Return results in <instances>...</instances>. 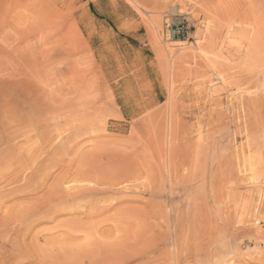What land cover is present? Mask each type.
I'll return each mask as SVG.
<instances>
[{
    "label": "rangeland",
    "instance_id": "374dc122",
    "mask_svg": "<svg viewBox=\"0 0 264 264\" xmlns=\"http://www.w3.org/2000/svg\"><path fill=\"white\" fill-rule=\"evenodd\" d=\"M263 167L264 0H0V264H257Z\"/></svg>",
    "mask_w": 264,
    "mask_h": 264
},
{
    "label": "bare ground",
    "instance_id": "6f19581e",
    "mask_svg": "<svg viewBox=\"0 0 264 264\" xmlns=\"http://www.w3.org/2000/svg\"><path fill=\"white\" fill-rule=\"evenodd\" d=\"M14 73V72H13ZM13 130V129H12ZM22 131V130H21ZM16 134V133H15ZM252 145V144H251ZM251 149V148H250ZM256 159V160H255ZM253 158V156L252 155H247L246 156V158H245V160H244V162L247 164V168L245 167L244 168V170H249V171H253L255 168V166L256 165H258V164H261V161H260V159L259 158ZM224 165H225V163H224ZM243 165H245V164H243ZM226 166V165H225ZM227 167V166H226ZM254 168V169H253ZM264 168V167H263ZM243 171V170H242ZM241 171V172H242ZM251 173V172H250ZM222 174H223V172H222ZM231 174V173H230ZM230 174H229V176H230ZM255 174V173H254ZM253 175V174H252ZM252 175H250V177H253ZM232 176V175H231ZM238 176V175H237ZM237 176H235L236 177V179L238 178ZM262 176L264 177V175L262 174ZM232 177H234V176H232ZM257 177V176H256ZM223 178V177H222ZM231 178V177H230ZM254 178V177H253ZM235 179V178H234ZM235 179V180H236ZM245 179V178H244ZM243 179V180H244ZM260 179V178H259ZM227 180V179H226ZM254 180V179H253ZM252 180V181H253ZM91 182V181H90ZM96 182V181H95ZM97 183V182H96ZM114 183V182H113ZM112 183V184H113ZM128 183V182H127ZM262 183H264V181L262 182ZM111 184V185H112ZM254 184V183H253ZM256 188V187H255ZM251 191V190H250ZM255 193H256V191H255ZM257 194V193H256ZM258 195H259V197H257L258 199H257V201H256V204L253 206L252 204H254L253 202L251 203V205L253 206H250L252 209H250L251 211L250 212H252L253 213V215H255L254 217V221H250V222H248V221H241L242 219H241V216H243V215H241V216H238L239 217V219H238V221H237V226H240L241 228L242 227H254V226H256V225H258V219L261 217H263L264 218V186L262 187V188H258ZM257 196V195H256ZM81 197H82V195H81ZM89 197V196H88ZM79 199V198H78ZM55 201V200H54ZM84 201V200H83ZM61 202V201H60ZM86 203V202H85ZM88 205V204H87ZM248 209V208H247ZM102 210V209H101ZM98 211H99V209H98ZM113 212V211H112ZM95 213V212H94ZM247 214H249L250 215V213H249V211H248V213ZM249 215H248V217H249ZM251 217V216H250ZM193 218V217H192ZM244 218V217H243ZM247 219V218H246ZM249 219H252V218H249ZM76 220V219H75ZM71 221V220H70ZM192 222V221H191ZM196 223H197V219H196ZM247 223V224H246ZM235 225V224H234ZM197 226H199L198 224H197ZM236 226V225H235ZM202 227V226H201ZM255 228V227H254ZM175 229V228H174ZM177 229V228H176ZM194 229H196V228H194ZM193 229V230H194ZM251 230H252V228H250ZM107 230V229H106ZM180 230V229H179ZM131 232V231H130ZM251 231L250 230H246V232H245V234H248V233H250ZM257 232L258 233H260L259 232V230L257 229ZM192 233H194V231L192 232ZM190 234V238L192 239V237H193V234ZM206 233V232H205ZM104 234V233H103ZM107 234V233H106ZM182 234V233H181ZM204 234V233H203ZM214 234V233H213ZM251 234V233H250ZM244 235V234H243ZM255 235V234H254ZM253 235V236H254ZM159 236V235H158ZM202 236V235H201ZM200 236V237H201ZM251 236V238H252V234L250 235ZM106 237V236H105ZM108 237V236H107ZM178 237H180V236H178ZM185 237V236H184ZM146 238V237H145ZM189 238V241H191V239ZM195 238V237H194ZM204 238V236L203 237H201V239H203ZM180 239H181V237H180ZM198 239V238H197ZM200 239V240H201ZM248 239H250V238H248ZM253 239V238H252ZM257 239H259V240H264V234H258L257 236H256V240ZM57 240H59L58 242H57V244L59 243V245H60V247L63 245V243L61 242V239H57ZM177 240H178V238H177ZM194 241V240H193ZM206 241V240H205ZM208 241V240H207ZM104 242V241H103ZM126 242H127V240H126ZM182 241H180V243H181ZM196 242V241H195ZM197 242H198V240H197ZM211 242V241H210ZM242 242V241H241ZM250 242V241H249ZM264 242V241H263ZM40 243V242H39ZM50 243V245H53L54 243H56V241H55V239H48V241L47 242H43L42 244L44 245V244H49ZM119 243H121V242H119ZM178 243V242H177ZM176 243V244H177ZM179 243V244H180ZM199 243V242H198ZM202 243V242H201ZM216 243V242H215ZM225 243H227V242H225ZM254 243V242H253ZM65 244V243H64ZM195 244V243H194ZM239 244V243H238ZM264 244V243H263ZM8 245V244H7ZM40 245H41V243H40ZM42 245V246H43ZM199 245H200V243H199ZM225 245H227V244H225ZM87 246V245H86ZM112 246V245H111ZM113 246H115V244L113 245ZM117 246V245H116ZM119 246V245H118ZM195 246V245H194ZM46 247L47 246H45L44 245V248L43 249H41L40 250V252H38V251H36L35 253H32L31 252V254L30 255H28V256H26L29 260H31V261H40V263L41 264H69L70 262H71V259L70 258H66L65 256L66 255H64V253L62 252V249H61V252L60 251H58L59 253H56V254H54V255H52L51 253L52 252H48V250L46 249ZM76 247V246H75ZM87 247H89V246H87ZM86 247V248H87ZM108 247H109V245H108ZM207 247V246H206ZM205 247V248H206ZM209 247V246H208ZM62 248V247H61ZM84 248V247H83ZM82 248V250H84ZM118 250L120 249V248H118V247H116ZM11 249V248H10ZM51 249V248H50ZM176 249V248H175ZM98 250V249H97ZM96 250V251H97ZM102 250V249H101ZM114 250H116V249H114ZM132 250V249H131ZM137 250V249H136ZM194 250V249H193ZM85 251V250H84ZM88 251V250H87ZM95 251V252H96ZM99 251V250H98ZM109 251V250H108ZM113 251V250H112ZM123 252H124V250H122ZM149 251V250H148ZM205 251V250H204ZM30 252V251H29ZM102 252V251H101ZM122 252V253H123ZM129 252V251H128ZM192 252V251H191ZM196 252V251H195ZM226 252V251H225ZM88 253V252H87ZM118 253V252H117ZM116 253V254H117ZM119 253H120V251H119ZM132 253L134 254V253H136L137 254V251H132ZM131 253V254H132ZM186 253H188V251L186 252ZM189 253H190V251H189ZM198 253V252H197ZM82 254V253H81ZM96 254V253H95ZM106 254V253H105ZM110 254V253H109ZM194 254V253H193ZM218 254H219V252H218ZM94 255V254H93ZM107 255V254H106ZM47 256H49L50 258L47 260V259H45V257H47ZM70 256V255H69ZM74 256V255H73ZM80 256V255H79ZM81 256H83V255H81ZM87 256V255H86ZM95 256V255H94ZM178 256V255H177ZM180 256V255H179ZM211 256V255H210ZM233 256H235V255H233ZM93 257V256H92ZM92 257H90V258H92ZM97 257V256H96ZM74 258H75V256H74ZM73 258V259H74ZM82 258H84V257H82ZM95 258V257H94ZM93 258V259H94ZM125 257L123 256V257H118V256H116V255H114V253H113V257H110V259H108L107 257H105V259L103 258V262H105V264H124V262L126 261V259H124ZM153 258V257H152ZM76 259V258H75ZM180 259V258H179ZM212 259V258H211ZM262 260V262H260L259 261V263H257V261H256V263L257 264H264V257L261 259ZM90 262H91V260H89ZM124 261V262H123ZM187 261V260H186ZM238 261V260H237ZM243 261V260H242ZM180 262V261H179ZM183 262V261H182ZM95 262L94 261H92V263L91 264H94ZM126 263V262H125ZM71 264V263H70ZM103 264V263H102ZM185 264V263H184ZM227 264H234V261H233V259H231L229 262H227Z\"/></svg>",
    "mask_w": 264,
    "mask_h": 264
},
{
    "label": "built area",
    "instance_id": "2783aa9c",
    "mask_svg": "<svg viewBox=\"0 0 264 264\" xmlns=\"http://www.w3.org/2000/svg\"><path fill=\"white\" fill-rule=\"evenodd\" d=\"M191 34V24L185 15H177L166 23L162 31L164 38L188 39Z\"/></svg>",
    "mask_w": 264,
    "mask_h": 264
}]
</instances>
